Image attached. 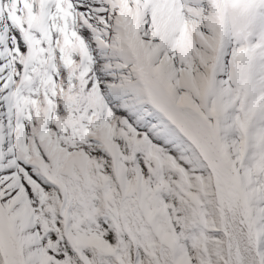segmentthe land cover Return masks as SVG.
Here are the masks:
<instances>
[{"label":"snow or ice","instance_id":"1","mask_svg":"<svg viewBox=\"0 0 264 264\" xmlns=\"http://www.w3.org/2000/svg\"><path fill=\"white\" fill-rule=\"evenodd\" d=\"M0 264H264V0H0Z\"/></svg>","mask_w":264,"mask_h":264}]
</instances>
